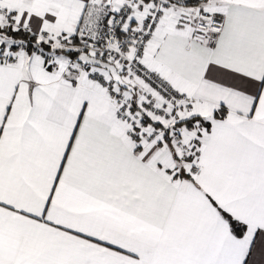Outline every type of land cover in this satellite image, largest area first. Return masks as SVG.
<instances>
[{"label":"snow or ice","instance_id":"1","mask_svg":"<svg viewBox=\"0 0 264 264\" xmlns=\"http://www.w3.org/2000/svg\"><path fill=\"white\" fill-rule=\"evenodd\" d=\"M0 264H264V0H0Z\"/></svg>","mask_w":264,"mask_h":264}]
</instances>
